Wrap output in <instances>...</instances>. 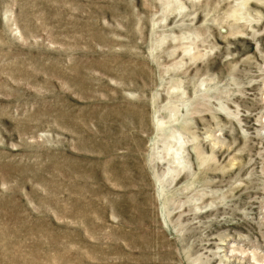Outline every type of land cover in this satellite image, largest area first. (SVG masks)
<instances>
[{
    "label": "rangeland",
    "instance_id": "1",
    "mask_svg": "<svg viewBox=\"0 0 264 264\" xmlns=\"http://www.w3.org/2000/svg\"><path fill=\"white\" fill-rule=\"evenodd\" d=\"M0 264H264V0H0Z\"/></svg>",
    "mask_w": 264,
    "mask_h": 264
}]
</instances>
